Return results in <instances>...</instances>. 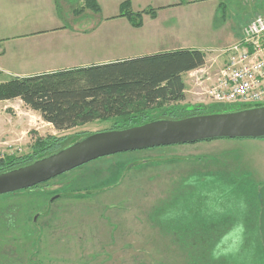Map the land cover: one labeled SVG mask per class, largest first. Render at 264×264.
Wrapping results in <instances>:
<instances>
[{
	"label": "rangeland",
	"instance_id": "rangeland-1",
	"mask_svg": "<svg viewBox=\"0 0 264 264\" xmlns=\"http://www.w3.org/2000/svg\"><path fill=\"white\" fill-rule=\"evenodd\" d=\"M67 1L75 10L71 21L78 19V28L94 29L83 35L85 41L81 38L79 57L109 60L141 51L134 41L120 43L124 38L105 42L104 27H96L103 11L82 9L79 0ZM124 1L129 0L120 4ZM223 2L211 26L188 28L183 34L184 46L213 44L204 50L205 61L218 55L216 49L237 41L252 19L247 11L250 0ZM222 31L227 33L224 41ZM19 40L14 39L15 45ZM32 54L11 53L5 59L0 53L8 68L0 64V77L8 79L10 70L56 62L55 56ZM183 80L186 96L178 105H207L190 94L187 74ZM112 122L99 119L59 132L22 103L3 102L0 150L24 155L38 137L92 134L106 131ZM262 185L261 138L177 144L98 158L32 192L0 196V264H264L259 231ZM64 193L72 194L58 198Z\"/></svg>",
	"mask_w": 264,
	"mask_h": 264
},
{
	"label": "trees",
	"instance_id": "trees-1",
	"mask_svg": "<svg viewBox=\"0 0 264 264\" xmlns=\"http://www.w3.org/2000/svg\"><path fill=\"white\" fill-rule=\"evenodd\" d=\"M84 4L94 12L99 11L95 0H84ZM119 11V17H125L133 27L141 26L143 13L155 16L154 9L149 7L134 11L129 1L121 3ZM204 62L205 52L202 50L178 48L79 68L10 76L0 82V101L21 100L25 107L37 112L43 121L59 132L106 118L113 119L111 127L106 130H116L155 119H181L255 106L236 105L230 109L226 104L179 106L186 96L183 74ZM86 135L38 137L29 153L0 159V173L43 158ZM39 185L0 196L32 192ZM71 194H58V198L71 197Z\"/></svg>",
	"mask_w": 264,
	"mask_h": 264
},
{
	"label": "crops",
	"instance_id": "crops-1",
	"mask_svg": "<svg viewBox=\"0 0 264 264\" xmlns=\"http://www.w3.org/2000/svg\"><path fill=\"white\" fill-rule=\"evenodd\" d=\"M95 1L99 6V11L102 10L104 13V18L97 22L96 27L98 28L99 25L104 27V31L107 33L105 42H117L124 38L125 43L123 41L120 43L127 45L129 41H134L135 47L142 48L139 53L132 56L120 55L109 60L84 59L77 53L84 46L81 38L85 41L83 35L94 32V29L92 25V27L90 26L92 31H89L88 28H78V19L76 22L71 21L72 18L74 20L76 18L75 10L68 5L67 0L65 2L62 0H0V53H4L5 56L7 53H9L7 56L11 53H33L32 55L38 53V56H42L44 53L55 56L56 60L54 66L45 67L36 64L38 67L36 69L10 70L11 76H27L60 69L79 68L178 48H193L205 52L204 50L213 47V44L202 43L200 47L184 46L183 41L186 39L184 31H187L188 28L192 29V27L198 30V27L211 26L217 19V15L220 16V8L224 9L223 0H129L134 11H143L149 7L153 8L155 13L154 17H151L149 13H143L141 26L133 27L129 21L119 17L116 12L123 0ZM250 2V7L247 9L250 13L249 19L257 15L264 16V0H250ZM79 3H81L80 8L83 9L85 6L83 0H79ZM185 9L187 14L184 13ZM67 15H69L68 21ZM221 17L224 20V17ZM107 20L112 21L105 23ZM105 24L109 25V28L112 26L113 29H106ZM223 34L224 31L221 34L222 41L227 33ZM16 38L21 39L19 45H15L14 39ZM221 48L223 47L216 49L217 53H220L219 49ZM66 53L71 54L63 59L61 55ZM0 59V64L4 66L5 59H2V56ZM37 59L39 60L40 57ZM33 63L35 64V60ZM183 75L185 77V74ZM0 78L1 81L6 80L4 76ZM3 102L21 103L19 99L0 101V103Z\"/></svg>",
	"mask_w": 264,
	"mask_h": 264
},
{
	"label": "water",
	"instance_id": "water-1",
	"mask_svg": "<svg viewBox=\"0 0 264 264\" xmlns=\"http://www.w3.org/2000/svg\"><path fill=\"white\" fill-rule=\"evenodd\" d=\"M259 138H264V104L95 132L29 164L1 172L0 195L34 187L113 154L208 140ZM259 194V231L264 245V185Z\"/></svg>",
	"mask_w": 264,
	"mask_h": 264
},
{
	"label": "built area",
	"instance_id": "built-area-1",
	"mask_svg": "<svg viewBox=\"0 0 264 264\" xmlns=\"http://www.w3.org/2000/svg\"><path fill=\"white\" fill-rule=\"evenodd\" d=\"M219 52L210 62L185 73L190 94L206 104H264V16L252 18L241 38ZM12 154L0 150V159Z\"/></svg>",
	"mask_w": 264,
	"mask_h": 264
},
{
	"label": "bare ground",
	"instance_id": "bare-ground-1",
	"mask_svg": "<svg viewBox=\"0 0 264 264\" xmlns=\"http://www.w3.org/2000/svg\"><path fill=\"white\" fill-rule=\"evenodd\" d=\"M247 24V23H246Z\"/></svg>",
	"mask_w": 264,
	"mask_h": 264
}]
</instances>
